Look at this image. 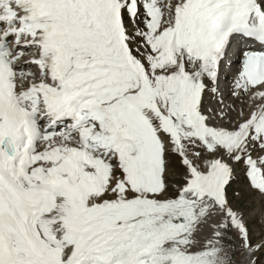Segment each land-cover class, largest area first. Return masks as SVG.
Here are the masks:
<instances>
[{
  "label": "snow or ice",
  "instance_id": "1",
  "mask_svg": "<svg viewBox=\"0 0 264 264\" xmlns=\"http://www.w3.org/2000/svg\"><path fill=\"white\" fill-rule=\"evenodd\" d=\"M0 264H264V0H0Z\"/></svg>",
  "mask_w": 264,
  "mask_h": 264
}]
</instances>
